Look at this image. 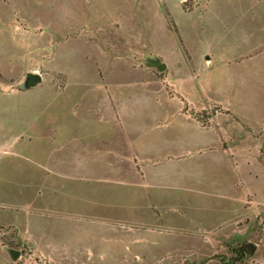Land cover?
I'll list each match as a JSON object with an SVG mask.
<instances>
[{
	"label": "rangeland",
	"instance_id": "rangeland-1",
	"mask_svg": "<svg viewBox=\"0 0 264 264\" xmlns=\"http://www.w3.org/2000/svg\"><path fill=\"white\" fill-rule=\"evenodd\" d=\"M156 64L167 65L170 81L189 87L188 98L198 102L190 89L193 66L212 101L238 110L244 126L230 131L238 150L223 174L229 183L239 176L245 199L234 207L239 217L228 223L227 237L218 238L225 247L206 250L203 259L192 255L194 248L166 247L197 239L189 232L91 224L88 216L77 223L74 204L51 194L55 184L29 186L13 171L23 163L14 142L28 139L19 133L43 146L46 133L67 127L68 114L111 113L115 91L134 93L143 83L157 88L166 72ZM31 73L41 78L34 86L27 85ZM209 258L264 264V0H0V264Z\"/></svg>",
	"mask_w": 264,
	"mask_h": 264
},
{
	"label": "crops",
	"instance_id": "crops-1",
	"mask_svg": "<svg viewBox=\"0 0 264 264\" xmlns=\"http://www.w3.org/2000/svg\"><path fill=\"white\" fill-rule=\"evenodd\" d=\"M191 67L198 102L188 98L189 87L170 81L173 71L164 65L166 75L155 84L159 94L145 83L123 96L115 91L111 113L68 114L67 127L46 133L43 146L19 133L28 139L22 146L14 142L15 158L23 161L15 164V176L29 186L55 184L51 194L74 204L77 223L88 216L91 224L189 232L197 239L166 247L194 248L197 259L224 248L218 238L237 221L234 207L245 194L239 176L229 183L223 168H233L230 158L238 150L230 131L244 126L238 110L212 101L210 86ZM203 113L206 121L198 118ZM214 261L204 264H225Z\"/></svg>",
	"mask_w": 264,
	"mask_h": 264
},
{
	"label": "water",
	"instance_id": "water-1",
	"mask_svg": "<svg viewBox=\"0 0 264 264\" xmlns=\"http://www.w3.org/2000/svg\"><path fill=\"white\" fill-rule=\"evenodd\" d=\"M155 66H156L157 70H159V71H161L163 69V65L162 64H156ZM27 77H28V81H27V85L28 86H34L37 83H39L40 80H41L40 76L38 74H35V73L27 74ZM245 249L247 251H253L254 246L247 245V246H245ZM13 257H17V253L14 252L13 253Z\"/></svg>",
	"mask_w": 264,
	"mask_h": 264
}]
</instances>
